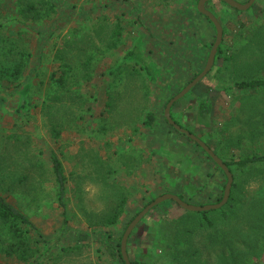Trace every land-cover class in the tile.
Returning <instances> with one entry per match:
<instances>
[{
  "label": "rangeland",
  "instance_id": "rangeland-1",
  "mask_svg": "<svg viewBox=\"0 0 264 264\" xmlns=\"http://www.w3.org/2000/svg\"><path fill=\"white\" fill-rule=\"evenodd\" d=\"M18 1L0 0V194L29 216L34 239L41 234L45 241L24 261L8 256L0 240V264H122L111 249L151 200L172 193L194 205L219 202L225 175L164 114L168 101L204 69L216 39L199 0H52L55 12L35 19L21 16ZM206 8L223 27L222 53L233 58L215 59L173 105L172 116L226 162L264 154V90L234 87L264 79V0L246 11L219 0ZM139 41L140 54L127 58ZM20 52L29 60L20 76H10ZM62 72L70 73L64 88ZM204 99L212 104L207 118L198 114ZM148 110L156 117L151 128L143 124ZM53 152L68 177L63 232ZM233 168L239 187L234 205L223 208L227 219L220 209L190 212L163 202L131 233L129 259L264 264V166ZM121 194L127 203L118 223L90 224L88 212H108Z\"/></svg>",
  "mask_w": 264,
  "mask_h": 264
},
{
  "label": "trees",
  "instance_id": "trees-1",
  "mask_svg": "<svg viewBox=\"0 0 264 264\" xmlns=\"http://www.w3.org/2000/svg\"><path fill=\"white\" fill-rule=\"evenodd\" d=\"M221 2H223V1H221ZM223 3L226 4L225 2H223ZM18 4L20 7L19 13L21 14V16H23V18H34L35 19L37 17L40 18V17H43L44 15H48V14L55 12V5L52 2V0H19ZM3 23L4 22H0V26L3 25ZM122 30H123L122 24L120 22H118L115 25V29L113 31V36H116V38L118 39L122 33ZM138 44H140V46H143L141 41L136 43L134 48L127 52V54H126L127 58L134 59L140 54V51L138 50L139 49ZM59 52H62V51L59 50ZM218 57H222L223 59H226L227 61L231 60L233 58V56H227V55H224L222 53V44H220V46L218 48V52L216 54V59ZM62 59H66L65 56H63ZM28 60H29L28 54H26L24 52H20L19 54H17V58H16L14 66L10 67V70L12 71V74H10V76H12V75L16 76V77L20 76L23 73L24 67L26 66V62ZM89 65H90V62L86 61L84 64V67L88 68ZM144 70H145V68H144ZM145 71L151 77L150 71H148V70H145ZM62 74H63V76L59 78L58 82L62 85V88H64V86L67 83L66 81L69 78L70 73L69 72H62ZM87 75H89V72H87ZM152 80H155V79L152 78ZM234 87L237 88L238 90L243 91V92L261 91V90H264V79L258 77V78H252L250 80H248V79L242 80L239 82H235ZM54 97L60 98L59 96H54ZM211 110H212V104L208 100L204 99L199 103L198 114L201 118H207L208 115L211 113ZM171 115H172V113H171ZM172 118H173V116H172ZM155 123H156L155 115L151 111L148 110L145 113V118H144L143 124L146 127L151 128L155 125ZM176 123H178V122L176 121ZM219 133L221 134V136L223 138L226 137L224 129H221L219 131ZM50 159H51V167H52V171H53V175H54V181L56 184L57 201H58L59 205L62 207L63 215L65 217V220L63 222V227L61 229V231L63 232L67 229L68 222H69V209H68V198H67L68 177L66 175L63 162L59 158L58 154L53 152L51 154ZM222 160L229 167L230 171L233 174V178H234V182H233L229 201L224 206V207H226V206L232 207L234 205V201L236 198V194H235L236 190L239 187V184L236 182V179L234 176L233 165H235V169H242V170H247L248 168H250V166H255V165L264 166V154H252V153L249 154L248 153V154L240 157L238 160H233L230 162H226L224 159H222ZM100 169H103L102 165L100 166ZM104 177H105V175H104ZM105 180L106 179H104V181ZM226 181H227V178H226ZM106 183H107L106 188H110L111 184L108 182V180H106ZM222 196H223V194H222ZM222 196L220 197V199L218 201H220L222 199ZM179 197L184 200V198L182 196L179 195ZM126 203H127V196H125V194H121L120 199L117 200L115 205L113 207H111V209L108 210V212H105V213L100 214V215L99 214L98 215L89 214L90 216L88 215V213H89L88 212L86 215L90 221V224H94V225L97 224L100 227H110V226H113L116 223H118L121 215L125 212ZM224 207H222L219 211H221V215H223V217L225 219H227L228 215L224 212V210H223ZM94 220H97V221H94ZM208 225L212 227L214 224L212 222H208ZM33 229H34V225L32 224L29 216L27 214H25L20 208L9 203L6 200V198L0 194V240L5 244V253L8 256L16 255L17 257H19L21 260H24V261L34 257L37 253L39 254L40 250H39L38 245L40 244V242L45 241V240L41 234H37L38 238L35 240L32 233H31V231ZM87 238H88L87 233H84L82 236V239H87ZM121 238L119 239L118 247L116 248V250H114L113 248L111 249L112 250L111 254H112V256H115L117 253L122 260V264H125L122 257H121V253H120ZM39 258H41V256H39ZM131 264H146V263H144L142 261L133 260V261H131Z\"/></svg>",
  "mask_w": 264,
  "mask_h": 264
},
{
  "label": "water",
  "instance_id": "water-1",
  "mask_svg": "<svg viewBox=\"0 0 264 264\" xmlns=\"http://www.w3.org/2000/svg\"><path fill=\"white\" fill-rule=\"evenodd\" d=\"M212 0H199L197 9L199 13L204 15L213 25L216 31V39L215 42L209 52L208 59L204 69L191 81L189 82L178 94H176L173 98H171L165 106L164 114L167 122L179 133L184 134L186 137L194 141L213 161L214 163L221 169V171L225 174L227 178V182L224 186L222 199L215 204H207V205H194L186 202L181 199L178 195L172 193L162 194L156 197L151 202L147 203L142 210H140L134 218L128 224L120 242V253L121 257L125 264H131V260L128 256V241L131 233L137 227V225L142 221V219L155 207L162 204L166 201H173L178 204L181 208L190 212H205L211 210H218L224 207L230 198L234 178L233 174L230 171L229 167L226 163L215 153V151L205 142H203L196 135L183 128L181 125L176 123V121L172 118L171 110L173 105L183 98L186 94L190 92L196 84H198L213 68L216 54L218 52V48L223 40V27L219 22L218 18L206 8V4ZM225 2L227 5L239 11H246L256 2V0H248L246 3H240L236 0H219Z\"/></svg>",
  "mask_w": 264,
  "mask_h": 264
},
{
  "label": "crops",
  "instance_id": "crops-1",
  "mask_svg": "<svg viewBox=\"0 0 264 264\" xmlns=\"http://www.w3.org/2000/svg\"><path fill=\"white\" fill-rule=\"evenodd\" d=\"M128 244H129V241H128Z\"/></svg>",
  "mask_w": 264,
  "mask_h": 264
}]
</instances>
